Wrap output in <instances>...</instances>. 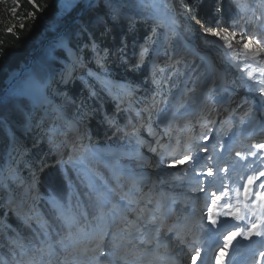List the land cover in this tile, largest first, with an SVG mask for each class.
Listing matches in <instances>:
<instances>
[{"label":"rangeland","instance_id":"1","mask_svg":"<svg viewBox=\"0 0 264 264\" xmlns=\"http://www.w3.org/2000/svg\"><path fill=\"white\" fill-rule=\"evenodd\" d=\"M140 1L150 8L157 30L161 29V33L153 34L151 45L144 44L140 51L143 62L160 70L151 96L136 100L132 86L105 76L103 71L89 72L119 105L138 113L140 122L130 133L133 138L121 135L91 145L81 120L68 118L78 137L77 144L89 145L91 157L106 167L109 181L116 184L113 190L105 180L95 178L86 164L95 161L91 157L76 158L71 163L86 175L95 202L106 206L105 212L92 228L79 232L73 226L77 217L74 210L52 199L51 205L60 213L65 234L47 227L43 230L47 238L39 246L13 240L14 254L4 264H171L173 260L175 264L181 261L191 264L190 257L200 249L199 264L206 251V237L220 228L221 221H227L221 226L225 230L216 241L217 246L209 250L207 264H219L229 254L225 248L220 255L222 240L229 231H235L234 227L228 228L234 219L224 215L229 211L225 202H231L232 211L241 208L245 197L241 185L254 170L264 169V160L258 159L264 156V151L253 147L264 142V95L253 90L264 87L257 83L264 81V53L255 56L254 51L245 50L246 41L234 40L231 49L210 43L216 39L210 34L205 41L203 30L191 19L187 0ZM57 2L64 14L85 9L89 4V0ZM235 4L242 10L245 21L230 31L235 30L237 37L242 30L264 38V0H235ZM197 29H200L198 34L194 33ZM188 36L195 48L182 41V37ZM170 45V55L157 65L158 55ZM252 48L258 50L255 42ZM64 73L65 81L70 73L69 70ZM17 92L43 108L47 120L51 112L59 110L45 87L33 78L23 82ZM162 114L169 116L159 123ZM55 133L51 139L60 144L59 130ZM71 147L57 154L68 159ZM250 152H256V156L249 155ZM189 153L198 160L195 167L192 162L168 166V162ZM17 155L22 158L20 152ZM162 157L167 162H162ZM13 169L8 171L11 180L16 178ZM209 169L211 176L207 175ZM24 180L20 184L29 195H21L18 201L24 198L22 209L27 211L31 209L29 196H37V183L32 179L26 188L27 178ZM212 193L219 197L215 206L211 203ZM209 208L216 225L208 220ZM52 234L58 235L57 240Z\"/></svg>","mask_w":264,"mask_h":264},{"label":"trees","instance_id":"2","mask_svg":"<svg viewBox=\"0 0 264 264\" xmlns=\"http://www.w3.org/2000/svg\"><path fill=\"white\" fill-rule=\"evenodd\" d=\"M116 2L122 12L119 22L109 21L107 26L97 22V17L106 13L103 0H100L99 5L87 9L61 39L46 45L30 71L24 73L11 91L0 99V264L14 254L13 240L33 242L35 246L46 240L45 231L36 220L43 221L49 229H57L59 234H65L60 213L51 205L52 199L68 210H74L77 217L73 226L79 232L92 228L105 212L104 207L95 202L86 175L71 165L76 158L91 155L89 145L77 144L78 137L68 118L78 117L81 120L88 144L91 145L106 143L121 135L133 138L130 133L140 122L138 113L133 108L126 109L119 105L89 72L103 71L105 76L132 86L139 101L151 96L155 81L160 77L159 68L145 62L135 71L129 69V65L139 59L142 46H150L153 34L161 33L152 19L150 8L140 0ZM187 2L192 15L205 16L209 0H203L202 4H194L193 0ZM35 3L39 11L28 0H0V94L11 79L29 64L30 55L42 41L55 37L84 9L64 14L57 0H35ZM221 5L223 26L226 27L232 20L237 24L245 21L235 0H221ZM30 12L34 13L35 18L28 17ZM9 28L13 31L8 32ZM81 29L84 31L81 32ZM194 33L198 34V31ZM93 38L98 50H107L106 59L98 61L87 47ZM61 40L67 43V48L56 47ZM171 51L172 45L165 48L164 53L158 55L156 64L169 56ZM66 70L72 75L67 82L64 81ZM28 78L41 83L53 104L59 108L51 112L48 120L43 108L25 94L17 92ZM136 106L139 108L141 104L136 103ZM49 108L46 112H49ZM168 116L162 114L158 122L162 123L164 117L168 119ZM56 130L60 132V144L51 139L53 134L57 135ZM67 146H72L70 157L61 158L57 152L63 153ZM18 152L22 158L18 157ZM91 158L95 159L93 156ZM86 164L98 181L105 180L113 190L116 188V184L109 181L105 166L96 159ZM12 168L15 180L8 175ZM24 177L27 178L26 188L32 179H36L34 182L37 183V196H29L31 209L27 211L22 209L24 198L18 201L21 195H29L20 184L25 181ZM52 237L57 240L58 235L52 234Z\"/></svg>","mask_w":264,"mask_h":264},{"label":"snow or ice","instance_id":"3","mask_svg":"<svg viewBox=\"0 0 264 264\" xmlns=\"http://www.w3.org/2000/svg\"><path fill=\"white\" fill-rule=\"evenodd\" d=\"M30 4H32L33 8L39 11V6L35 3V0H28ZM194 4H202L203 0H193ZM100 0H89V7L99 5ZM103 5L106 9V13L102 16L97 17L98 23H103L107 26L108 22L111 21L112 23L119 22L122 18V12L120 5L116 2V0H103ZM222 5L221 0H209L207 6V12L204 17H200L198 15H193L191 19L195 20V23L200 26V29L203 30V39L207 41V35L210 34L212 37L216 39L211 41L210 43L214 44L218 48L227 47L228 49L232 48V42L235 41H246L243 43V48L247 51H254L255 56H259L261 53H264V38H256L251 32L244 33L242 30L240 32L239 37H237V32L235 30L230 31V29H236L237 22L232 20L227 24V26H223L222 22ZM28 17L35 18L34 13L30 12ZM23 27V26H21ZM200 29H197L199 32ZM8 32H12L13 29L9 28ZM81 32L84 29L80 30ZM223 41V43H221ZM255 44L258 46V50H253L252 45ZM58 48H67V43L64 40L58 42ZM89 50H91L99 61L100 59H106L107 57V50H98V46L96 44L95 39L93 38L91 42L87 45ZM55 52V49L53 50ZM101 51H103V56L101 55ZM227 55V54H225ZM143 63V52H141L139 59L135 64L129 65V69L135 71L139 65ZM70 75L66 77L65 82L70 80ZM251 79V76H249ZM259 84H264V81H257ZM255 91H259L261 95H264V87L253 89ZM128 134V133H126ZM253 147L257 148L259 151H264V142L256 143ZM202 151H207L206 148H202ZM239 155V153H237ZM249 155L256 156V152H250ZM259 160H264V156L258 158ZM162 162H167L166 158H161ZM189 162H192L193 167L198 164V160L194 159L192 154L189 153L182 157L176 158L171 162H168V166L174 167L176 165H185ZM251 167V165H249ZM208 176L212 175V170L209 169L207 172ZM264 177V169L254 170L252 174L248 175L246 178V183L241 185L244 189V196L245 201L248 200L250 195L255 196L256 200H264V180L261 178ZM254 186V189L253 187ZM239 195V192H237ZM212 200L211 203L213 206L217 204V200L219 197L215 195V193L211 194ZM256 200L252 201L251 205H245V208L248 209V215L241 214L242 210L240 207H236L235 211L231 210V202H225V207L229 208V211L224 213L225 216H232L233 219L237 222L233 225L235 231H229L228 235L224 237L226 243L220 248V255L224 254V249L227 248L231 242V238L235 236L243 235L244 239H249L252 236H261L264 237V228L261 226L260 218L257 217L255 222H250L249 216L255 215V212L252 211L255 208ZM261 208L264 209V205H261ZM208 220L211 224L216 225L217 220L213 218V211L212 208L208 209ZM227 221H221L220 223L223 225ZM242 222V223H241ZM47 225L41 224V229L46 230ZM192 251V249H189ZM261 256L264 257V253H261ZM191 264H197V260L200 259V249L195 250V254L190 257ZM217 259H219L217 257ZM203 264V261H201Z\"/></svg>","mask_w":264,"mask_h":264},{"label":"bare ground","instance_id":"4","mask_svg":"<svg viewBox=\"0 0 264 264\" xmlns=\"http://www.w3.org/2000/svg\"><path fill=\"white\" fill-rule=\"evenodd\" d=\"M178 32H179V36H181V31L178 30ZM191 40H192L191 36H188L187 38L182 37V41L184 43L188 44L192 48H195ZM263 180H264V177H263ZM252 187L254 189V186ZM254 200H256V198L253 195H250L247 201H245V197L244 199H242V204H241L242 213L241 214L248 215V211H244V210H248L247 208H245V205L246 204L251 205L252 201ZM261 205H264V200H256L255 208L252 209V211L255 212V215H250L249 220L250 222H255L257 217H259L261 221V226L262 228H264V209L261 208ZM229 223H227L229 224L228 228L233 227V225L237 222L234 220L232 221V223L231 222ZM220 228H217L213 235L206 237L205 239L204 247L206 248V251L204 254V258L202 260L203 264H207L209 260L208 259L209 258V248H210L209 242L211 240L212 241L219 240L222 235L221 232L222 231L224 232L225 230V228L224 229L223 228L220 229ZM222 242H224V244L226 243L225 240L224 241L222 240ZM227 249L230 251L229 254L227 255L226 259H224L219 264H264V257L261 256V253H264V237L254 235L250 237L249 239H244L243 235L235 236L234 238H231V242L229 246L227 247ZM179 263L182 264V261ZM166 264H169V263L167 262ZM171 264H175V260H173V262L171 261Z\"/></svg>","mask_w":264,"mask_h":264},{"label":"water","instance_id":"5","mask_svg":"<svg viewBox=\"0 0 264 264\" xmlns=\"http://www.w3.org/2000/svg\"><path fill=\"white\" fill-rule=\"evenodd\" d=\"M89 4L87 5V7L85 9L82 10V12L78 15H76L74 18H72L69 23L55 36V37H48L45 40L42 41V43L40 44V46L38 47V49L32 53L29 57V64L27 66H24L21 71L18 73V75L16 77H13L11 79V81L9 82V84L7 85V87L4 89V91L0 94V99H2L7 93H9L12 89V87L15 85L16 82L20 81L24 75V73L30 71L33 62L35 61V59L38 57L39 53L46 47V45H48L49 43H51L52 41H56L61 39V37L63 36L64 33L67 32V30L69 29V27H71L76 21H78L83 14L86 12L87 9H89Z\"/></svg>","mask_w":264,"mask_h":264}]
</instances>
